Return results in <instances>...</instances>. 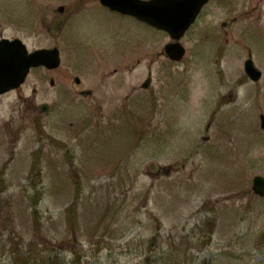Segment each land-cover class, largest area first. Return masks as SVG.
I'll return each mask as SVG.
<instances>
[{"label": "rangeland", "instance_id": "obj_1", "mask_svg": "<svg viewBox=\"0 0 264 264\" xmlns=\"http://www.w3.org/2000/svg\"><path fill=\"white\" fill-rule=\"evenodd\" d=\"M96 12L102 34L60 31V67L20 92L39 85L38 123L0 98V264H264V0L210 2L180 63L166 34ZM249 54L263 76L236 87Z\"/></svg>", "mask_w": 264, "mask_h": 264}, {"label": "flooded vegetation", "instance_id": "obj_2", "mask_svg": "<svg viewBox=\"0 0 264 264\" xmlns=\"http://www.w3.org/2000/svg\"><path fill=\"white\" fill-rule=\"evenodd\" d=\"M59 0H0V40H6L7 44L13 47L25 48L28 53H32L42 48H59V32H70L75 27H83L85 31H94L100 36L101 30L100 21L105 19V16L96 11H103L110 15V18L129 19L133 23L145 26L147 29L154 30L145 23L137 19L120 14L117 11L111 10L103 6L100 0H61L63 3H58ZM223 2L224 0H210V2ZM263 1V0H262ZM228 2V1H227ZM91 3L92 7L87 8L86 5ZM261 24L262 21H259ZM81 23H84L81 25ZM223 27L229 23H222ZM103 31V29H102ZM261 36V42L264 44V29L258 30ZM90 34V33H87ZM46 41V44H43ZM264 47V46H263ZM251 56V54H249ZM153 55L150 62L153 63ZM42 66L31 67L25 82L13 90L12 92L19 95L22 106L33 114V119L36 120L38 112L41 109L42 103H36V95L39 92V85L34 84L31 88L32 99H24L20 92L27 83L28 79L34 73L53 72ZM116 72V71H114ZM249 83L248 80L244 81ZM257 83V81H256ZM50 85L53 87V78L50 79ZM90 93V92H89ZM10 93L2 94L1 96L9 95ZM232 97V98H231ZM232 101L236 99V93L230 95Z\"/></svg>", "mask_w": 264, "mask_h": 264}, {"label": "water", "instance_id": "obj_3", "mask_svg": "<svg viewBox=\"0 0 264 264\" xmlns=\"http://www.w3.org/2000/svg\"><path fill=\"white\" fill-rule=\"evenodd\" d=\"M206 0H101V3L112 10L122 14L132 15L157 29L167 31L174 39H179L189 25L194 21L200 7ZM166 51L174 60H179L184 49L179 43H171L166 46ZM21 58L16 62L14 54L8 49L2 47L0 53V92H4L20 84L26 77L31 65H44L49 69L56 68L60 64L58 51L40 50L35 53L24 56L23 52L19 54ZM251 62H246V71L251 74L253 79L259 77V73L253 70ZM17 65L16 69L13 66ZM256 73V75H253ZM148 86L146 81L143 87ZM264 127V121H263ZM253 189L256 193L264 194V179L255 177L253 180Z\"/></svg>", "mask_w": 264, "mask_h": 264}, {"label": "bare ground", "instance_id": "obj_4", "mask_svg": "<svg viewBox=\"0 0 264 264\" xmlns=\"http://www.w3.org/2000/svg\"><path fill=\"white\" fill-rule=\"evenodd\" d=\"M257 28V27H256Z\"/></svg>", "mask_w": 264, "mask_h": 264}]
</instances>
